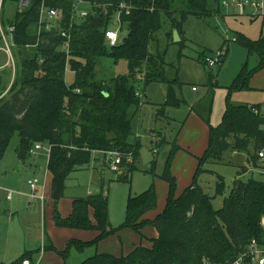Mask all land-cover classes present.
Wrapping results in <instances>:
<instances>
[{
  "label": "trees",
  "instance_id": "trees-1",
  "mask_svg": "<svg viewBox=\"0 0 264 264\" xmlns=\"http://www.w3.org/2000/svg\"><path fill=\"white\" fill-rule=\"evenodd\" d=\"M82 1L87 4L83 9L89 10L90 15L71 29L69 52L63 48L64 38L56 34L47 35L48 42L37 48H27L35 43L33 30L41 1L33 0L30 9L16 14L17 76L9 94L0 100V161L16 134L20 139L16 152L22 161L35 144L50 145L48 170L51 198L55 203V226L97 233L93 241H78L79 250L89 247L98 250L102 241L122 229L141 234L143 227L150 225L157 233V237L152 238L141 234V242L130 246L127 254L123 251L119 256L97 253L81 264H228L245 256L253 241L264 247V180H236L220 210H215L212 198L199 185L205 164L220 161L230 149L249 153L253 148L254 154L249 153L243 172L246 174L251 165L259 167L264 177L263 163L257 166L262 162L258 152L264 149V117L256 106L228 105L222 123L211 128L209 147L199 160L193 182L178 199L168 166L164 175L170 184L168 203L163 214L154 220H142L146 213L157 208L154 185L140 195L129 197L126 219L119 228H113L110 222L109 201L103 194L74 200L70 215L64 218L60 214L58 204L64 197L67 181L71 174L91 165L94 153H121V168L128 164L131 154L136 159L140 157L141 143H129L133 135L129 111L134 106L140 108L141 103L135 88L138 69L145 85L157 80L168 83L160 115H164L168 107L179 109L186 104L177 97L176 86L180 83L168 81L163 71L156 73L163 69L165 56H154L150 52L154 36L162 29V13L171 19L173 29L183 35V23L190 15L208 18L216 15L217 7L220 9L222 5V0H180L179 4L187 11L181 12L178 20L175 18L178 10H174L176 0ZM121 4L131 9L129 15L119 9ZM48 5L62 12L64 28L69 29L73 1L48 0ZM119 12L128 38L111 48L112 55L117 60H127L131 74L117 78L114 87H110L98 77L96 66L98 59L109 54L105 31L109 29L111 17ZM235 40L250 55L259 57L257 69L264 67V34L258 40L238 34ZM68 66L75 74L71 86L65 79ZM251 74L244 68L234 88L248 87ZM171 157L172 154L169 159ZM151 163L155 164V155ZM134 171L136 169L132 168L130 175ZM126 179L127 173L119 176V181ZM218 180L216 195L224 196V178L218 176ZM44 249L66 256L53 243L44 245ZM36 253L27 252L12 264H21L26 259L33 263Z\"/></svg>",
  "mask_w": 264,
  "mask_h": 264
},
{
  "label": "rangeland",
  "instance_id": "rangeland-1",
  "mask_svg": "<svg viewBox=\"0 0 264 264\" xmlns=\"http://www.w3.org/2000/svg\"><path fill=\"white\" fill-rule=\"evenodd\" d=\"M19 1L5 0L3 19L6 24L13 20ZM179 1L176 0L174 6V10H178L175 15L178 20L180 13L187 11ZM216 13L208 18L190 15L183 23L181 42H175L172 21L162 13V29L154 36L150 52L154 56H165L163 69L156 73L163 71L168 81L177 80L180 83L176 86L177 97L186 104L179 109L168 107L165 114L160 115L159 110L166 102L168 83L157 80L145 85L138 69L135 88L141 103L140 108L134 106L129 111L133 129L129 143L139 141L143 147L152 150L155 164H145L141 156L137 159L132 156L130 163L114 172L110 166L111 156L104 152L94 153L91 165L71 174L66 183L64 197L58 204V211L63 217L70 215L74 200L103 194L108 197L110 222L113 228H119L126 219L129 197L140 195L154 185L157 208L142 217L145 221L154 220L163 214L168 203L170 184L164 178L168 166L176 183L175 198L178 199L193 182L199 160L209 147L211 128L222 123L228 105L256 106L264 117V67L257 69L259 57L250 55L234 41L238 34L252 40L260 39L264 34V12L253 18L239 16L233 8L220 6L219 9L218 6ZM108 28L118 30L123 40L128 38L126 26L121 27L117 14L111 17ZM169 34H173V37L170 38ZM108 51L106 57L98 59L96 72L102 81L114 87L116 79L131 74V69L127 60H117L112 55V49ZM218 52L223 53L224 59L220 65L209 70L205 60L215 57ZM6 60L5 54L0 51V64ZM244 68L252 73L248 87L235 89V80ZM65 79L68 86L74 84L75 74L70 66L67 67ZM19 141L16 134L0 161V184L21 193L8 206L10 213L0 215V263L12 264L23 254L42 251L44 245L53 243L66 256L48 250L41 254L40 264H81L97 253L116 256L121 255L122 251L127 253L131 244L140 242L141 234L154 237L155 230L150 225L144 226L141 234L122 229L102 241L98 250L95 247L79 250L78 241H93L97 233L64 230L55 226V203L51 198V180L47 168L50 145L43 143L38 155L28 156L24 162L16 152ZM155 148H158V153L154 152ZM249 151L250 155L254 154L253 148ZM249 153L230 149L220 161L205 164L199 185L212 198L215 210L223 207L224 199L231 195L236 180H264L259 167L249 165V171L246 174L243 172ZM261 164L258 162L257 166ZM132 168L136 171L130 175ZM126 173L128 179L119 181V176ZM218 176L224 178V196L216 195ZM33 178L41 180L38 195H45V202L29 197L31 192L27 182ZM82 236L90 238L84 239Z\"/></svg>",
  "mask_w": 264,
  "mask_h": 264
},
{
  "label": "built area",
  "instance_id": "built-area-1",
  "mask_svg": "<svg viewBox=\"0 0 264 264\" xmlns=\"http://www.w3.org/2000/svg\"><path fill=\"white\" fill-rule=\"evenodd\" d=\"M41 1L38 6L37 11V20L34 24V36L35 43L27 45V48H37L42 43L48 42L47 35L56 34L59 37L64 38V50L69 52L71 44H72V36L71 29L74 24L82 21L89 17L90 12L87 9H83L87 4L82 0H72L73 1V15L71 17L70 28L65 29L63 25L64 15L58 9L52 8L48 5V0H39ZM33 4V0H20L19 8L15 13L22 14ZM222 7L233 8L236 11V14L239 16H250V17H258L264 12V0H222ZM5 8V0H0V51L3 52L7 58L5 65L0 67V69L9 68L12 73V81L9 85L7 91L0 96V100L6 97L10 90L12 89L14 82L17 76V62L16 56L14 54L15 48V16L9 24H6L3 19V13ZM119 9L121 11H125L127 15L130 14L131 9L127 7L125 4H121ZM238 12V13H237ZM119 16L120 22V14ZM121 24V22H120ZM122 27V24H121ZM105 36L107 40V44L110 48L116 47L123 41L122 36L119 34V31H115L112 29H107L105 31ZM235 41V39H234ZM224 59V55L222 52L216 53L213 58H206V64L210 68H214L217 65H220ZM255 113H258L255 111ZM155 139V137H153ZM43 149L42 144L37 143L35 146L29 151V156H36ZM155 153H158V150H154ZM105 155L111 156L110 166L114 172H118L121 170V165L123 161V155L119 152H106ZM114 157V159H113ZM258 157L262 161L264 166V149L258 152ZM132 154L128 156L127 163L132 161ZM31 193L30 198L33 200L44 201L45 196L38 195V187L40 185V180L38 178H33L29 181ZM0 191H4V197L7 201H13L15 192L8 189H3L0 187ZM1 211V207H0ZM21 264H32L30 260L26 259ZM210 264V263H206ZM228 264H264V247L260 246L256 241H253L250 245V250L245 256L239 257L237 260L228 263Z\"/></svg>",
  "mask_w": 264,
  "mask_h": 264
},
{
  "label": "crops",
  "instance_id": "crops-1",
  "mask_svg": "<svg viewBox=\"0 0 264 264\" xmlns=\"http://www.w3.org/2000/svg\"><path fill=\"white\" fill-rule=\"evenodd\" d=\"M222 6V5H221ZM236 42V41H235ZM3 65H5V63H2V64H0V67H2ZM210 70V69H209ZM143 78V77H142ZM12 81V73H11V69H9V68H4V69H0V96L2 95V94H4L6 91H7V89H8V87H9V85L11 84L10 82ZM151 139H152V137H151ZM153 140V139H152ZM150 151H152V150H150ZM153 152V151H152ZM38 155V154H37ZM36 155V156H37ZM49 155H50V150H49V153H48V155H47V168H48V161H49ZM35 156V157H36ZM29 157H33V156H29ZM28 158V157H27ZM26 158V159H27ZM25 162V161H24ZM48 172H49V170H48ZM49 179L51 180V174H50V172H49ZM31 180V179H30ZM30 180H28V182H27V185H28V187H30V185H29V181ZM40 180V179H39ZM40 185H41V180H40ZM39 185V186H40ZM0 187L1 188H3V189H8V190H12V189H10V188H8V187H5L4 185H2V184H0ZM12 191H14V190H12ZM15 192V195H14V199H15V196L16 195H19V194H21V193H19V192H17V191H14ZM30 192H31V189H30ZM4 191H0V207H1V211H0V215H5V214H8V213H10V209H9V207L8 206H10L12 203H13V201H14V199H13V201H7L6 199H5V197H4ZM29 196V195H28ZM45 196V195H44ZM30 197V196H29ZM33 200V199H32ZM46 201V198H45V200L43 201V202H45ZM66 217H68V216H66ZM66 217H64V218H66ZM58 229H60V228H58ZM64 230H69V229H64ZM89 236H82V238H84V239H86V238H88ZM154 237H157V233L155 232V235H154ZM90 238V237H89ZM84 241V240H83ZM140 242H141V240H140ZM139 242V243H140ZM138 243V244H139ZM134 245L136 244V243H133ZM133 244H131L130 246H132ZM144 244L147 246V245H150V244H148V243H146V242H144ZM46 252H48L47 250H45V249H43L42 251L41 250H38L37 251V253L32 257V259H33V263L32 264H40V262H41V254L42 253H46ZM124 252V251H123ZM128 253V252H127ZM127 253H125V254H127ZM117 256H119V255H117Z\"/></svg>",
  "mask_w": 264,
  "mask_h": 264
},
{
  "label": "water",
  "instance_id": "water-1",
  "mask_svg": "<svg viewBox=\"0 0 264 264\" xmlns=\"http://www.w3.org/2000/svg\"><path fill=\"white\" fill-rule=\"evenodd\" d=\"M174 40L175 42H181L180 34L176 29L174 30ZM140 156L145 164H149L154 160V156L151 151L145 147L140 150Z\"/></svg>",
  "mask_w": 264,
  "mask_h": 264
}]
</instances>
